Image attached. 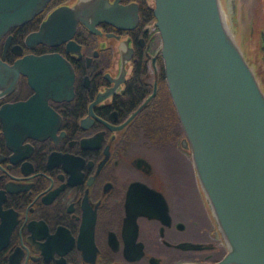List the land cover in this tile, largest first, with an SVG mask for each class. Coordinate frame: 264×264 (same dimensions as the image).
<instances>
[{"label": "flooded vegetation", "instance_id": "flooded-vegetation-1", "mask_svg": "<svg viewBox=\"0 0 264 264\" xmlns=\"http://www.w3.org/2000/svg\"><path fill=\"white\" fill-rule=\"evenodd\" d=\"M26 1L0 0L1 16ZM238 8L241 49L262 69L264 0ZM27 13L0 31V264L218 261L227 246L207 198L175 194V149L190 153L154 0Z\"/></svg>", "mask_w": 264, "mask_h": 264}, {"label": "water", "instance_id": "water-1", "mask_svg": "<svg viewBox=\"0 0 264 264\" xmlns=\"http://www.w3.org/2000/svg\"><path fill=\"white\" fill-rule=\"evenodd\" d=\"M44 1L0 12V31ZM154 15L180 143L227 246L211 264H264V88L219 0H154ZM261 49L264 80V29Z\"/></svg>", "mask_w": 264, "mask_h": 264}, {"label": "rangeland", "instance_id": "rangeland-1", "mask_svg": "<svg viewBox=\"0 0 264 264\" xmlns=\"http://www.w3.org/2000/svg\"><path fill=\"white\" fill-rule=\"evenodd\" d=\"M244 3L245 0H239ZM221 13L226 25L233 34L235 40L241 45L243 44L241 28V15H239L238 0H235L234 8L230 7L229 0H219ZM244 55L252 63L254 62V53L251 50H245ZM257 77L264 88V80L262 78V69L255 66ZM175 194H204L192 167V163L188 156L178 149H175Z\"/></svg>", "mask_w": 264, "mask_h": 264}, {"label": "trees", "instance_id": "trees-1", "mask_svg": "<svg viewBox=\"0 0 264 264\" xmlns=\"http://www.w3.org/2000/svg\"><path fill=\"white\" fill-rule=\"evenodd\" d=\"M264 86V85H263ZM178 120H177V116H176V114H175V135L177 136V134L178 133H181V130H180V127H179V124H178V122H177ZM175 136V137H176Z\"/></svg>", "mask_w": 264, "mask_h": 264}, {"label": "bare ground", "instance_id": "bare-ground-1", "mask_svg": "<svg viewBox=\"0 0 264 264\" xmlns=\"http://www.w3.org/2000/svg\"><path fill=\"white\" fill-rule=\"evenodd\" d=\"M88 25V24H87ZM93 28V27H92Z\"/></svg>", "mask_w": 264, "mask_h": 264}]
</instances>
